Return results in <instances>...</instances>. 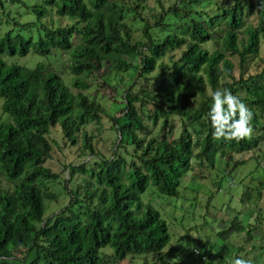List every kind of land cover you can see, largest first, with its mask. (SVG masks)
Here are the masks:
<instances>
[{
  "label": "trees",
  "instance_id": "16d2710c",
  "mask_svg": "<svg viewBox=\"0 0 264 264\" xmlns=\"http://www.w3.org/2000/svg\"><path fill=\"white\" fill-rule=\"evenodd\" d=\"M154 2L0 0V264H168L167 223L141 195L177 196L192 158L236 166L264 136V0ZM217 89L251 111L249 137H214ZM89 125L115 134L108 151ZM77 145L55 173L54 146ZM59 177L66 201L48 211Z\"/></svg>",
  "mask_w": 264,
  "mask_h": 264
},
{
  "label": "rangeland",
  "instance_id": "374dc122",
  "mask_svg": "<svg viewBox=\"0 0 264 264\" xmlns=\"http://www.w3.org/2000/svg\"><path fill=\"white\" fill-rule=\"evenodd\" d=\"M162 1L168 6L174 0ZM155 4L154 0H148L149 6ZM64 23L62 21L61 25ZM141 25L140 19L131 21L133 29ZM32 59H28V64ZM93 78L99 82L97 77ZM101 92L110 99L108 113L117 115L112 107L114 92L109 88L101 89ZM116 98L119 100L118 96ZM2 101L0 98V117L4 120L8 116L2 113ZM87 129L95 135V145L102 151H108L115 134L104 128L98 135L94 125ZM54 132L57 134V130ZM79 152V145L66 149L54 146L48 165L59 173L61 161H66L68 156L74 158ZM233 157L243 161L233 166L232 161L226 164V157L221 158L215 153L213 159L206 162L207 166L197 168L192 158L189 169L181 178L177 196L158 194L154 189H148L141 195V200L159 210L167 223L168 247H174L171 256L166 258L168 264H233L237 258L250 259L252 264H264V186L260 188L258 184L260 180L264 181V136L257 147ZM61 181L59 177L49 182L57 200H51L48 211L57 210L66 201ZM1 183L4 184L3 181ZM258 191H261L260 198ZM232 220L238 223L236 229L231 228ZM248 228H251L249 232ZM155 255H138L131 264H141L146 260L152 262ZM203 255L205 260L201 259ZM119 264L130 263L124 259Z\"/></svg>",
  "mask_w": 264,
  "mask_h": 264
},
{
  "label": "clouds",
  "instance_id": "9594fccd",
  "mask_svg": "<svg viewBox=\"0 0 264 264\" xmlns=\"http://www.w3.org/2000/svg\"><path fill=\"white\" fill-rule=\"evenodd\" d=\"M212 100L213 104L209 116L215 138L241 140L251 135L250 121L252 113L239 97L234 96L228 89H217L212 93ZM224 105L227 106L226 109ZM237 112L239 113V119H234ZM233 264H252V262L250 259L237 258L233 261Z\"/></svg>",
  "mask_w": 264,
  "mask_h": 264
}]
</instances>
